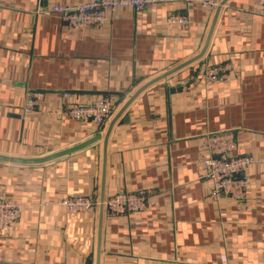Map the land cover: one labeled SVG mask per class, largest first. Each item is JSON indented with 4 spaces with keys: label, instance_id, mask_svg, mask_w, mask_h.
<instances>
[{
    "label": "crops",
    "instance_id": "crops-1",
    "mask_svg": "<svg viewBox=\"0 0 264 264\" xmlns=\"http://www.w3.org/2000/svg\"><path fill=\"white\" fill-rule=\"evenodd\" d=\"M86 1L0 0V154L41 157L104 133L109 121L63 110L111 94L115 113L141 85L200 53L216 11L164 0L114 8L87 27L40 12ZM173 14L188 24L171 23ZM218 65L226 77L208 88L204 72ZM30 91L44 97L27 112ZM219 130L233 131L234 153L252 158L243 203L215 198L205 175L204 138ZM103 164V138L42 163L0 160V190L22 204L0 235V264H96L98 246L100 264H264V15L252 0H227L204 55L145 88L112 128L105 197L149 189L154 202L104 215L101 227L99 208L72 214L55 203L99 201Z\"/></svg>",
    "mask_w": 264,
    "mask_h": 264
},
{
    "label": "built area",
    "instance_id": "built-area-1",
    "mask_svg": "<svg viewBox=\"0 0 264 264\" xmlns=\"http://www.w3.org/2000/svg\"><path fill=\"white\" fill-rule=\"evenodd\" d=\"M164 0H87L77 5L54 4L49 9H40L41 13H56L69 27L101 26L109 19L112 9L127 6L141 10L150 4ZM198 2L199 4L216 9L221 0H184ZM252 11L264 15V0H252ZM171 23L187 25L189 20L186 15L173 14ZM225 68L221 65L207 68L204 72V83L210 88L224 80ZM64 95H67L65 93ZM44 93L30 91L25 110L34 111ZM114 98L111 94H104L89 104H76L65 107L64 114L70 118L93 121L104 126L114 113ZM207 156L203 160L205 175L212 181V195L215 198L228 196L239 202H245L247 191L252 179L248 168L252 158L246 154H235L236 140L233 131H212L204 138ZM151 190L138 189L135 191H122L106 196L104 199V215L107 218L128 213L139 212L151 205L154 200ZM56 204L64 206L68 212L76 214L84 211H94L99 208V201L88 195H66L57 198ZM246 209L250 208L245 205ZM22 204L11 198L4 190H0V235H5L12 225L19 219Z\"/></svg>",
    "mask_w": 264,
    "mask_h": 264
},
{
    "label": "water",
    "instance_id": "water-1",
    "mask_svg": "<svg viewBox=\"0 0 264 264\" xmlns=\"http://www.w3.org/2000/svg\"><path fill=\"white\" fill-rule=\"evenodd\" d=\"M227 0H221L220 4L218 5V7L215 9V15L213 18V21L211 23L208 35L206 37V41L205 44L203 46V48L201 49L200 53H198L197 55H195L194 57L183 61L182 63H179L177 65H175L174 67L168 69L167 71L161 73L160 75L150 79L149 81H147L146 83H144L143 85H141L132 95H130L128 97V99H126V101L124 102V104L111 116L108 125L106 127V130L104 133L99 134V135H95L75 146L45 155V156H41V157H20V156H9V155H3L0 154V160H6V161H12V162H18V163H42V162H46L67 154H70L78 149H81L95 141H97L98 139L103 138L104 141V164H103V179H102V187H101V195H100V199H99V227H101L102 225V221H103V217H104V199H105V161H106V156H107V146H108V140H109V136L111 134L112 128L114 126V124L116 123V121L119 119V117L122 115V113L125 111V109L129 106L130 103H132V101L148 86H150L151 84H154L166 77H168L169 75L173 74L174 72H176L177 70L181 69L182 67L189 65L190 63L196 61L197 59H199L200 57H202L204 55V53L206 52L215 24H216V20L218 18V15L220 13V10L223 6V4L226 3ZM100 246H98V250H97V260H96V264H100Z\"/></svg>",
    "mask_w": 264,
    "mask_h": 264
}]
</instances>
